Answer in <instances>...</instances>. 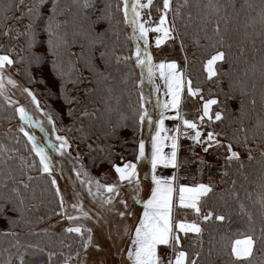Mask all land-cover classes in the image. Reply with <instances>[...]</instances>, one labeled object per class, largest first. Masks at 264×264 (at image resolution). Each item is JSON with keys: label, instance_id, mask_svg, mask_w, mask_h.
<instances>
[{"label": "trees", "instance_id": "16d2710c", "mask_svg": "<svg viewBox=\"0 0 264 264\" xmlns=\"http://www.w3.org/2000/svg\"><path fill=\"white\" fill-rule=\"evenodd\" d=\"M184 1L177 21L191 56L182 114L196 124L192 137L212 132L219 144L206 140L212 146L202 153L193 138L179 145L178 183L212 188L199 204L201 233L180 236L179 246L188 253L186 264H264L260 244L248 260L231 253L236 238L259 236L264 228V0H219V11L209 0ZM126 33L121 0H0V52L11 46L18 76L50 120L64 130L76 127V141L95 136L103 142L82 164L94 176L114 166L117 150L124 160L136 158L145 138ZM218 50L226 57L209 79L204 65ZM188 88L199 94L198 103L217 100L211 114L223 118L200 123L194 115L200 103L187 107L186 95L193 98ZM5 100L0 94V264H65L82 253L83 235L52 226L61 214L60 198L27 137L1 127L10 118ZM229 144L239 159H228Z\"/></svg>", "mask_w": 264, "mask_h": 264}, {"label": "rangeland", "instance_id": "374dc122", "mask_svg": "<svg viewBox=\"0 0 264 264\" xmlns=\"http://www.w3.org/2000/svg\"><path fill=\"white\" fill-rule=\"evenodd\" d=\"M180 1V3H172V0H169V7L165 9L164 0H151V3H149V0H139V2L137 0H121L124 21L127 25L126 36L130 38L132 43V48L126 49L125 57H130L135 66L136 80L138 81L140 78L142 82L139 83V88L143 95L147 114L146 116L144 115L145 118L141 121V134L149 140L151 135L155 136L157 133H160L161 121L166 120L163 115L160 116L161 91L163 93L169 90V85H171L172 91L175 90L176 82L172 76L180 78V88L184 89L185 86H189L185 69L187 68V61L190 60L191 46L186 40L181 39L179 34L177 19L183 11L182 6L185 3L184 0ZM133 5H136L135 12L132 10ZM162 18L164 19L163 24H161ZM141 24H143L145 29H148L143 36L140 33L139 26ZM156 28H160L161 31H154ZM163 29L169 30L168 36L164 35ZM158 39L161 41L159 45H157ZM12 49L16 50L17 46H13ZM137 49L140 52L139 57L137 56ZM2 55H7L13 60L11 46L6 53L0 52V56ZM138 60H143L144 63L140 64ZM172 63L176 64V68L171 70L170 75L167 65ZM160 64L165 65L163 70L159 68ZM206 64L207 61L204 65V70L207 74ZM149 69H151V72H149ZM161 71L164 73L163 76L161 75ZM2 75L3 87H0V94L6 97L5 103L7 107L9 106L10 118L2 121L1 127H7L14 131L17 130L21 134H24L27 139L28 136L25 135V132L29 133L48 155L49 173L52 180L56 181L54 188L56 192L59 189L57 193L61 204V214L52 226L61 225L65 229L69 227H81L84 247L89 244L103 246L104 242L106 246L120 245L121 237L125 235L123 231L127 230V218L120 215V210L126 209L128 212L137 211L141 208L136 205V201L145 202L150 198L151 188L153 187V184H151L153 182L152 170L149 171L144 164H141L134 182L132 184H129L128 181L121 183L118 187V194L107 193L103 188L98 193L96 184L94 182L88 184L87 181L91 178L93 181L98 180L101 185H112V178L109 173L112 167L105 168L102 174L94 176L86 172L82 164H85L87 155L91 156L95 149L101 151L103 142L97 141L95 136L88 141H76V127L73 131L70 128L64 130L63 125H56L55 122L50 120L44 108L41 106L37 107L32 97L25 91V89H28L33 93V90L27 88L18 76L14 63L11 66L6 65ZM9 78L15 81V84H9ZM185 91L193 95L192 99L186 95L185 98L189 101L187 107L191 108V106H194L196 108L195 105L198 103L199 94L190 88L185 89ZM204 101L202 98L199 103L202 105ZM201 105L196 108L197 111L199 109V118L203 117ZM19 107L25 108L32 117V123L20 119L17 112ZM179 113L181 119H183V131H185L186 125L184 121H189V115L185 112L182 114V106L179 109ZM72 121L74 122V119ZM73 122H71V125H73ZM21 128L24 131H21ZM192 132L190 133L191 136ZM57 137H63L67 141V146L60 148L61 141ZM206 137L202 135L198 143L202 149L201 151L199 150L201 153L205 151L206 147L209 148L208 145L210 143H203L207 140ZM154 140L155 137L152 138L151 145L149 146L151 154L149 162H152ZM29 142L33 149L32 141L29 140ZM33 151L35 150L33 149ZM139 151L137 155H139ZM117 158L115 164L119 162L120 158L124 159V154L120 150H117ZM26 162L27 165L30 164L29 161L26 160ZM222 164L225 165L226 162ZM150 165L152 166V163ZM85 173H87V176H85ZM89 188H91L92 194L89 193ZM108 197H111V203H105ZM85 213H87V217H85ZM68 217H76V219L70 220ZM88 229L92 233L91 242H88V236H86L89 231H84ZM84 258L85 255L81 253L75 255L70 262L65 264H76L78 261L83 262L85 261Z\"/></svg>", "mask_w": 264, "mask_h": 264}, {"label": "snow or ice", "instance_id": "6c2138e0", "mask_svg": "<svg viewBox=\"0 0 264 264\" xmlns=\"http://www.w3.org/2000/svg\"><path fill=\"white\" fill-rule=\"evenodd\" d=\"M21 3H23V0H20ZM139 2V0H137ZM149 3H151V0H149ZM210 4L216 5L215 8L216 11H219V0H209ZM169 7V0H164V8L167 9ZM127 8V4H126ZM132 10L136 11V5L132 6ZM33 10L29 9V12L31 13ZM138 15V13H137ZM262 19H264V14H262ZM164 23V19H161V24ZM140 33L141 36L145 35L148 29H145L143 24L140 26ZM154 31H161L160 28L154 29ZM164 35H169L168 29H163ZM215 33L219 35L220 33V27L217 24L216 28L214 29ZM161 41L157 40V45H159ZM218 44L222 45V40L217 41ZM49 44H52V41L49 40ZM82 54V53H81ZM72 55H76L73 53ZM104 53L101 52L100 56L101 59L104 57ZM140 52L139 49H137V56L139 57ZM226 53L225 51H216L214 55L210 57V59L207 60L206 64V70L208 72V78L211 79L212 77L216 76L218 73L215 69V65L217 62H223L225 60ZM14 63L12 59L9 58L7 55L0 56V87H3V70L5 69V66H11ZM138 63L143 64V60H138ZM159 68L163 70L165 68L164 64H160ZM167 68L171 70L176 68V64H168ZM149 72H151V69H149ZM161 75L163 76L164 73L161 71ZM172 78L176 82V88L177 91L173 93V102L171 106L175 108L178 105L179 102V88H180V78L176 76H172ZM9 84H15V81L8 79ZM190 84V82H189ZM169 90L171 91V85H169ZM25 91L28 93L29 96L32 97V100L36 103L37 107H39V102L36 101L35 95L28 89H25ZM217 100H211L204 106V116H208V108L211 104H217ZM255 103V101H253ZM165 107H168V105H165ZM17 112L19 113L20 119L24 120L28 123H32V117L28 114V112L25 110L24 107H19L17 109ZM145 118L144 115L140 116V120L143 121ZM211 119V117H209ZM222 114L216 113L214 119L216 121L221 120ZM201 120H203V117H201ZM184 124L188 128H196V124L191 123L187 120L184 121ZM161 130L163 131V121H161ZM21 131H24L23 128H21ZM25 135L28 136V139L32 141L33 143V149L36 151V154L40 157V163L43 165V171L45 173L50 172V167L48 163V155L45 153L44 149L39 146L38 142L35 140V138L32 135H29V133L25 132ZM218 134L209 132L207 134V141H212L216 144H219V141L216 139V136ZM200 136L201 133L199 131H196L195 136L192 137L197 142H200ZM157 137H159V133H157ZM58 140L61 141L60 148H64L67 146V141L64 140L63 137H57ZM167 139V137H165ZM173 140L172 143V153H171V160L168 161L165 166H167L168 163H171L172 166H175V158H176V143H175V137L171 138ZM205 141V142H207ZM209 147L212 145L209 144ZM153 152H152V167L155 169L158 162L163 161L164 157L161 155L162 147L159 145L156 140L153 141ZM228 150L230 152V156L228 157L229 160L232 159H239V153L232 151V146L229 144ZM208 148H205V151H207ZM144 155V144L143 142L140 143V156L142 157ZM251 155L249 156V159H251ZM135 165L128 163L125 164L123 168L116 167L115 171L119 174V178L121 181L127 180L129 184H132L134 182V178L136 176L135 173ZM79 175V174H78ZM85 176H87V173H85ZM31 179V177L29 178ZM155 187L152 190L151 197L148 199L146 203H144V212L142 215V218L139 221L138 226L135 229L134 237L132 239V246L128 250V258L132 261V264H165V261L160 257L158 254V247L163 245L167 247H172L173 242L178 246L180 243V237L177 234V232H183L185 234L192 232L196 234H200L202 229L199 225L195 223H185V222H179V223H173L172 220V207H173V201L174 196H178L179 206L185 207V208H191L194 209L197 213H199L200 208L198 207V202L200 199L204 196H207L211 191L212 188L209 185L200 184L195 187H186V186H180L177 190L171 180H162L157 178L156 176L152 177ZM88 184H92L93 182L96 184L97 192L99 193L100 189L103 188L107 193L112 194H118V187L116 185H108L104 186L101 185L98 180L93 181L91 178L87 181ZM52 184L55 185L56 181L53 179ZM27 187V185H25ZM13 191H16V189H13ZM57 192H59V189H57ZM89 193H91V188H89ZM105 203H111V197H108V199L105 200ZM262 206H264V201L261 202ZM75 207V206H74ZM85 217H87V213L84 214ZM120 215L123 217L125 213L121 212ZM131 215V213H129ZM212 218V214L209 213L208 215L203 216V219L205 221ZM68 219H76V217H68ZM218 221H223L225 219L224 216L218 215L215 217ZM67 232H74L77 234H82L81 227H69L66 229ZM84 231H89L84 230ZM6 234H12V233H6ZM88 242H91V236H88ZM257 244H260L262 247H264V228H261V234L259 236H256L253 232V234L245 235L242 239H236L234 240L232 244V254L237 260H248L253 255V251L256 248ZM87 247V245H85ZM175 251V249H174ZM188 253L185 251H179L175 254L174 259H169L167 261V264H186ZM190 264H196V260H192Z\"/></svg>", "mask_w": 264, "mask_h": 264}, {"label": "crops", "instance_id": "0c3cea01", "mask_svg": "<svg viewBox=\"0 0 264 264\" xmlns=\"http://www.w3.org/2000/svg\"><path fill=\"white\" fill-rule=\"evenodd\" d=\"M207 76H208V73H207ZM138 82L142 83L140 78ZM183 90H184L183 88H179V102L175 108H173L171 104L173 102V93L177 91V88H175V90L173 91L166 90L163 93L161 91L162 103H161L160 116L163 115L164 119H166V120H162L164 130L163 131L160 130L159 137H157V134H156L155 136L151 135L150 140L147 137L144 138L143 140L144 155L142 157L140 156V151H139V155L136 158H133V160L131 159L124 160L122 158L119 159V162L115 164L109 172L112 178V181H111L112 185H116L117 187H119L121 183L127 181V180L121 181L119 178V174L115 171V169L116 167L123 168L124 165L128 163L134 164L136 166L135 173H137L140 165L144 164V166L148 168L149 171L152 170L153 176H156L157 178L162 179V180H171L173 186L177 190L179 189L180 186L195 187L197 185L203 184V183H196L194 185H183V184H179L178 179H177V168H178L177 151H178L179 145L185 141H187L186 143H189L192 139V136L190 135V133L194 130L193 128H188L186 126V130L183 131L184 130L183 119H181L180 113H179V109L182 106ZM211 100H214V99H211ZM211 100H205L201 105L202 112H203V120L200 123L204 124L206 120H210V121L214 120V117H212V114H211L214 104L209 105V108H208L209 115L204 116V106L208 104V102ZM142 101H143L142 115L146 116L147 113L145 110L143 95H142ZM165 105H168V107H165ZM197 114H198L197 112L194 113L195 116H198ZM209 117H211V119ZM189 122L193 123V121L191 120H189ZM182 132L184 133L182 134ZM154 137H155L156 142L159 145H161L162 147L161 155L164 157L163 161H160L157 163L155 169H153V167L150 165V163L152 162H149L151 158L149 146L151 145L152 138ZM165 137H167V139H165ZM172 137L176 138L175 139L176 158L174 161L175 166H172L171 163H168L167 166H165V164L171 160V153L173 151L172 149L173 140L171 139ZM151 184H153V187L151 188V193H152V190L155 187L154 181ZM202 198L198 202V207H199V204L201 203ZM148 199L145 202L136 201L137 202L136 205L141 208L137 211L128 212L126 209L120 210V213L121 212L125 213L123 217L127 218L126 220L127 230L123 231L125 235L121 237L122 240H120V245L106 246V243L102 239H101L102 242H104L103 246L89 244L87 245V247H83V251H82V253L85 255V258H84L85 261L83 262L78 261L76 264H132V261L129 260L128 258V250L132 246V239L134 237L135 229L138 226L140 219L142 218V215L144 212V203H146ZM129 213H131V215H129ZM171 215H172V220L174 224L179 223V222H185V223H195L200 226V218L198 217V213L194 209L179 206L178 196L177 198H175L174 196ZM177 234L179 235V237L183 235H189V234L194 237L199 235V234L192 233V232H189L187 234L183 232H177ZM91 235H92L91 232L86 234V236H91ZM242 238L243 237L236 238V239H242ZM231 249H232V246H231ZM179 251H183V250L180 249V246L179 245L177 246L175 242H173L172 247H167L163 245L158 247V254L165 261V264H167V261L169 259H174L175 254Z\"/></svg>", "mask_w": 264, "mask_h": 264}]
</instances>
